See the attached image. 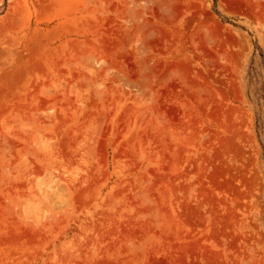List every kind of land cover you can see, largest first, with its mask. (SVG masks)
<instances>
[{
	"label": "rangeland",
	"instance_id": "374dc122",
	"mask_svg": "<svg viewBox=\"0 0 264 264\" xmlns=\"http://www.w3.org/2000/svg\"><path fill=\"white\" fill-rule=\"evenodd\" d=\"M0 264H264V0H0Z\"/></svg>",
	"mask_w": 264,
	"mask_h": 264
}]
</instances>
